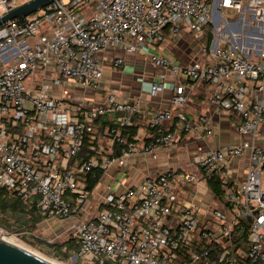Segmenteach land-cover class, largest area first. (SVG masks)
Masks as SVG:
<instances>
[{
    "label": "built area",
    "instance_id": "1",
    "mask_svg": "<svg viewBox=\"0 0 264 264\" xmlns=\"http://www.w3.org/2000/svg\"><path fill=\"white\" fill-rule=\"evenodd\" d=\"M15 6V0H0L3 11ZM211 23L216 30L200 48L201 59L178 64L158 53L165 37L201 39ZM24 24L0 25V187L36 198L45 217L71 220L73 258L84 264H264V146L255 142L264 122V0H52ZM249 24L255 32H246ZM240 30L257 48L242 44ZM115 47L141 52L153 66L191 83H208V101L229 114L246 139L197 153L193 163L204 173L168 167L121 190L106 184L91 212L94 190L80 175L122 166L139 154L155 157L182 133H213L206 116L186 117L188 96L178 84L171 108L143 112L152 130L147 140L122 135L119 128L141 113L140 100L108 90L95 103L104 90L97 54ZM122 63L121 56L112 60L115 69ZM161 87L154 82L151 89ZM108 115L113 124L101 136L94 133V120ZM174 119L175 127L167 125ZM84 135L95 141L96 153L74 161ZM244 157V177L235 182L230 162ZM211 175L219 178L221 194H212L214 205L198 217ZM243 219L249 220L247 235L237 241Z\"/></svg>",
    "mask_w": 264,
    "mask_h": 264
},
{
    "label": "crops",
    "instance_id": "2",
    "mask_svg": "<svg viewBox=\"0 0 264 264\" xmlns=\"http://www.w3.org/2000/svg\"><path fill=\"white\" fill-rule=\"evenodd\" d=\"M156 49L159 54L170 55L173 61L178 64L202 58L200 46L188 33H184L179 41H173L167 36L157 44ZM97 56L103 65L104 90L98 93L95 103L101 102L108 90L114 91L119 98L139 99L141 113L133 116V124L137 127L136 134L140 137L141 142L147 140L150 133L147 126V115L143 112L171 108L169 97L178 84L185 86L188 96L187 103L183 108L186 117L194 119L199 115L206 116L213 125V133L204 138L193 133H182L177 144L160 148L155 157L139 154L129 158L122 166L109 167L105 172H102L100 181L93 187L94 192L89 204L97 203L105 191V185H110L113 179L117 184L115 189L121 190L126 186L135 185L138 179L146 173L156 174L168 167L179 173H204L193 163V157L197 153L214 150L227 144H236L246 139L237 134L229 114L218 110L208 101L211 90L208 83H191L180 73L174 75L168 70L155 67L149 63L145 54L138 51L125 53L119 47L106 48L99 51ZM118 56L123 57V63L121 67L115 69L112 60ZM105 66L109 67V70H105ZM105 72H109V74L105 75ZM154 82L161 83V89L153 91L151 88ZM174 120L169 121L170 123L166 122L167 125L173 127ZM259 129L260 134L255 142L264 146V122ZM246 165L245 157L233 159L230 162L231 176L235 182L243 179Z\"/></svg>",
    "mask_w": 264,
    "mask_h": 264
},
{
    "label": "trees",
    "instance_id": "3",
    "mask_svg": "<svg viewBox=\"0 0 264 264\" xmlns=\"http://www.w3.org/2000/svg\"><path fill=\"white\" fill-rule=\"evenodd\" d=\"M211 39V35L207 34L206 44L208 45ZM114 118L111 115L101 116L94 120V133L101 136L103 127L106 124H113ZM172 124L176 126V120ZM137 127L132 123L130 126H121L119 131L127 139H131L136 134ZM152 132L151 129H149ZM95 141L91 140L89 135H84L82 140V148L78 153L74 161L85 160L96 153L92 146ZM102 172L98 169H93L85 174L80 175L86 182L89 189H92L100 180ZM205 186L208 191L215 197L219 198L221 194L219 178L215 175H211L205 178ZM45 219L36 208V198L23 199L15 195L11 190L4 187H0V228L6 229L12 232H16L21 237L26 239L32 244H38L41 241L38 233H33L31 230L35 226ZM242 227L238 228L236 232L237 241H244L247 235V227L249 225L248 219L241 221ZM29 237H28V236ZM46 245L49 247V253L59 260L66 259L73 250H75L74 238L70 237L65 241H50ZM106 264H109L108 262Z\"/></svg>",
    "mask_w": 264,
    "mask_h": 264
},
{
    "label": "rangeland",
    "instance_id": "4",
    "mask_svg": "<svg viewBox=\"0 0 264 264\" xmlns=\"http://www.w3.org/2000/svg\"><path fill=\"white\" fill-rule=\"evenodd\" d=\"M26 1H28V0H15L17 5L22 4ZM3 12L4 11L0 8V14H2ZM28 15H26V16H28ZM218 27L220 29L225 28V26L221 23L218 25ZM211 28H214L213 30H216V28L214 27V24L211 23L209 25V27L205 29L203 38H201V39H195V38L193 39L192 38L193 40H195V43H197L200 46V48L205 47L206 36L208 33L211 35V39H210V43H211L213 36H214L211 33ZM245 29H246V32L249 31V32L253 33L256 31L253 28V26L250 24H249V27H246ZM242 30H243V27H242ZM240 32H241V33H239L241 35L240 37H242V40H243L242 44L248 45L249 47L251 46L254 49L257 48V43H251L250 41L246 40L244 38L245 33L241 30H240ZM104 68H105V70H109V67L105 66ZM107 74H109V72H105V75H107ZM29 82H30L29 79L24 80L25 85H29ZM263 174H264V169H263ZM119 175H121V174H119ZM115 181L116 180L113 179V181L110 182V185L112 186V190H114L115 187H117L116 186L117 184L115 183ZM263 182H264V179H263ZM182 196L183 197H189L188 193H186V189H184V193H182ZM200 197H202V200H201L200 210L197 212L198 217L202 216L203 210H205L209 206L214 205L213 195L208 191V189L206 187H204L202 189V195H200ZM93 204L94 203H92V205L89 208V211H91V212L94 211ZM31 231L33 233H38L40 239H42L41 241H43L44 243L38 242V244H32V243L28 242L26 239H24L23 237H21L19 234H16V232H12V231H9L6 229L3 230L1 228H0V237H6L7 239H11L12 241L18 243L19 245L24 246L25 248L32 250L33 252L37 253L38 255H40L44 258L50 259L54 262L60 263V264H84L83 262L79 261L78 259L75 260L73 258L74 250L71 253H69V255L66 259L59 260L49 253V247L46 245V243L50 242V241L59 240L61 242V241L67 240L70 237H73L74 228L71 226V220L59 219L57 217H45V219H42V221H40L35 226V228H33Z\"/></svg>",
    "mask_w": 264,
    "mask_h": 264
},
{
    "label": "water",
    "instance_id": "5",
    "mask_svg": "<svg viewBox=\"0 0 264 264\" xmlns=\"http://www.w3.org/2000/svg\"><path fill=\"white\" fill-rule=\"evenodd\" d=\"M52 0H28L0 14V25L17 19L24 26V17L46 6ZM0 264H56L31 250L0 239Z\"/></svg>",
    "mask_w": 264,
    "mask_h": 264
},
{
    "label": "bare ground",
    "instance_id": "6",
    "mask_svg": "<svg viewBox=\"0 0 264 264\" xmlns=\"http://www.w3.org/2000/svg\"><path fill=\"white\" fill-rule=\"evenodd\" d=\"M0 239H3V240H5V241H8V242L14 244V245H17V246H20V247L25 248L24 246H21V245H19L18 243L12 241L11 239H7L6 237H0ZM25 249H28V248H25ZM28 250H30V249H28ZM31 251H32V250H31ZM34 253H35V252H34ZM36 254H37V253H36ZM41 257H42V256H41ZM43 258H44V257H43ZM45 259H47V258H45ZM48 260H50V259H48ZM50 261H52V260H50ZM52 262H54V261H52ZM54 263H56V264H60V263H57V262H54Z\"/></svg>",
    "mask_w": 264,
    "mask_h": 264
}]
</instances>
